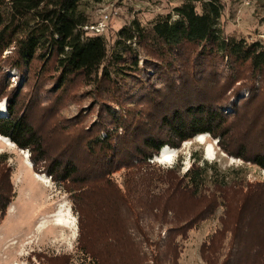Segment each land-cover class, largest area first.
<instances>
[{
    "label": "trees",
    "instance_id": "trees-1",
    "mask_svg": "<svg viewBox=\"0 0 264 264\" xmlns=\"http://www.w3.org/2000/svg\"><path fill=\"white\" fill-rule=\"evenodd\" d=\"M79 5L80 0H0V99L7 97L6 116L0 118V135L29 152L34 173L40 170L36 164L50 162L43 173L62 185L70 196L78 215L77 251L82 253L84 264H109L108 245L112 242L118 246L121 241L100 234L99 244L93 243L97 249L88 251L82 244L83 224L88 217L72 194L73 190L81 192L93 187L94 176L103 177L101 185L107 187L112 173L108 169L122 168L133 161L146 163L159 155L164 146L178 148L200 134L216 140L229 157L240 158L264 171V88H258L264 84V41H247L226 34L220 25V0H181L171 12L157 15L146 25L134 19L120 28L114 44L108 47L105 37L81 29L87 18ZM140 53L145 56L141 67ZM33 62L41 70L52 68L49 77L53 90L60 94L75 77L86 79V84L92 86L98 122L67 137L53 159L44 151L43 139L29 121L33 99L26 105L23 98L17 100V93L3 92L4 69L28 76ZM219 65H226V74ZM242 80L243 84L239 83ZM244 91L247 96L237 98ZM240 112L248 117L249 126L243 140L239 137L244 142H238L236 151L230 152L223 145L225 137L232 135L226 124ZM192 158L193 164L172 188L193 198L216 188L222 199L220 207L224 211L219 220L224 228L232 204L225 202L227 193L242 182L228 181L216 163L208 164L196 153ZM0 159L7 157L2 154ZM197 162L200 166L195 165ZM177 167H170L158 181L162 179L168 186L172 179L169 173L177 171ZM3 173L1 166L0 224L15 198L12 182ZM73 180L78 183L68 186ZM79 184L83 186H73ZM248 187L264 190V181ZM263 195L260 191L256 206L261 213ZM203 196L214 198L213 194ZM240 198H236L235 207ZM237 209L238 223L228 227H236L235 251L229 253L224 264H263L264 236L260 241H247L249 234L246 236L244 229L251 223L241 214L242 208ZM258 221L264 222L262 214L252 223L260 225ZM132 230L140 236L138 226ZM184 235L182 228L172 236ZM142 242L146 243L144 238Z\"/></svg>",
    "mask_w": 264,
    "mask_h": 264
},
{
    "label": "rangeland",
    "instance_id": "rangeland-1",
    "mask_svg": "<svg viewBox=\"0 0 264 264\" xmlns=\"http://www.w3.org/2000/svg\"><path fill=\"white\" fill-rule=\"evenodd\" d=\"M180 1L80 0L79 9L87 18V25L101 21L104 14L109 15L105 30L100 35L106 38L108 47H111L120 28L129 25L134 19L146 25L157 15L171 12ZM220 1L223 5L220 25L226 34L243 37L247 41H264V0ZM140 54L141 67L145 56L144 53ZM225 66L219 65L223 74H226ZM4 71L6 82L2 84L5 87L3 92L9 95L17 93V100L23 98L26 105L28 100L33 99L29 106V121L41 135L44 151L50 159L58 154L67 137L84 126L98 122L92 86L86 84V79L73 78L60 94L53 90L49 77L53 74L51 67L46 71L41 70V66L33 62L28 76L10 68ZM239 83L243 84V80ZM258 88L263 89L264 84ZM246 93L244 91L237 98L246 97ZM6 99H0V104H4L0 118L6 116ZM115 108L117 111L118 107ZM229 119L226 127L232 135L225 137L223 145L227 151L235 152L238 147L236 144L244 142L243 133L249 126V119L241 112ZM196 138L181 143L178 148L170 147L172 156L167 160L173 159L172 166H178V169L169 173L172 179L168 186L162 179L158 181V177H164L172 166L154 156L146 163L133 161L122 168L108 169L112 173L106 181L107 187L101 185L103 177L94 176L93 187L81 192L73 190V196L78 199L76 203L88 217L83 224L82 235V244L88 251L94 252L97 248L93 243L96 245L101 241L100 234H107L121 241L118 246L112 242L108 245L106 255L109 264H224L230 258L229 253L231 255L235 251L233 242L237 238L236 227H228L238 220L240 212L237 208L240 207L241 214L248 217L251 223L244 229L246 236L249 234L247 241L262 239L264 222L258 221L259 225L253 224L252 220L255 217L258 220L261 214L264 217V211L261 213L256 207L260 191L264 193V190L248 186L264 181V171L240 158L229 157L208 134L201 141ZM10 142L0 138V155L5 154L7 157L6 160L0 159V167L3 166V176L10 179L15 190V198L0 224V264H84L82 253L77 251L80 234L78 215L72 207L70 196L62 185L43 173L45 165H50V162L47 160L46 164H36L40 170L34 173L29 152L18 149ZM209 144L214 149L212 159L205 155ZM247 147H250L249 142ZM193 153L200 155L208 164L216 163L218 171L224 173L228 181L237 179L242 182L237 189L227 193L225 202L232 204L224 228L219 220L224 211L220 207L222 199L214 190L216 188L202 191L205 193L203 195L213 194L214 198L203 195L193 198L180 189L172 188L193 164ZM195 165L200 166L198 162ZM40 175L46 176L47 182L39 181ZM74 183L77 184L78 180H73L68 186ZM73 186L82 187L83 184ZM113 194L118 195L113 197ZM239 196L241 201L236 202L238 207H235ZM122 198L123 202L120 200ZM58 210L69 217L65 225L59 226L55 220ZM40 222L44 224L39 226ZM137 226L141 231L140 236L132 230ZM182 228H185V235L173 238L172 235ZM143 238L146 243L142 242Z\"/></svg>",
    "mask_w": 264,
    "mask_h": 264
},
{
    "label": "bare ground",
    "instance_id": "bare-ground-1",
    "mask_svg": "<svg viewBox=\"0 0 264 264\" xmlns=\"http://www.w3.org/2000/svg\"><path fill=\"white\" fill-rule=\"evenodd\" d=\"M4 104H0V113H3L4 112V106H3ZM1 115V114H0ZM206 135V134H205ZM205 135L204 134H201V135H199V136H196L195 138H196V140L198 141H201V140H203V138L205 137ZM0 138L2 139V140H4L5 142L7 141H10L7 137H3V136H1L0 135ZM11 143V142H10ZM205 155H207L208 156V158H211L212 159V157H213V155H214V149H213V147H212V145L211 144H209L208 146H207V148H206V154ZM170 156H172V148H170L169 146H166L165 148H163V150L162 151H160V154L159 155H157V156H155V157H159L158 159H159V161H164V160H167V159H169L170 158ZM157 161V160H156ZM27 162L30 164V162H29V160H27ZM39 181H41V182H47V177L46 176H44V175H40L39 176ZM57 218H55V220L57 219V222H58V224H59V226L60 225H65V222H68L69 221V217H67V215L66 214H63V212H62V210H58V212H57ZM55 216V217H56ZM42 224H44V222H40V224H39V226H42Z\"/></svg>",
    "mask_w": 264,
    "mask_h": 264
},
{
    "label": "built area",
    "instance_id": "built-area-1",
    "mask_svg": "<svg viewBox=\"0 0 264 264\" xmlns=\"http://www.w3.org/2000/svg\"><path fill=\"white\" fill-rule=\"evenodd\" d=\"M108 17L109 15L104 14L101 18V21L97 22V23H93L91 25H85L83 26L81 29L85 32H91L94 34H101L104 32L105 27H106V22L108 21Z\"/></svg>",
    "mask_w": 264,
    "mask_h": 264
},
{
    "label": "clouds",
    "instance_id": "clouds-1",
    "mask_svg": "<svg viewBox=\"0 0 264 264\" xmlns=\"http://www.w3.org/2000/svg\"><path fill=\"white\" fill-rule=\"evenodd\" d=\"M176 158H177V156H176ZM162 163H164V164H166V165H170V166H172L173 165V159H170V160H164Z\"/></svg>",
    "mask_w": 264,
    "mask_h": 264
}]
</instances>
